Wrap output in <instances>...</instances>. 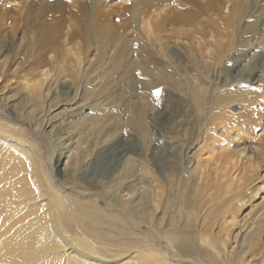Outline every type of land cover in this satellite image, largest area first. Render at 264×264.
<instances>
[{
  "label": "bare ground",
  "instance_id": "1",
  "mask_svg": "<svg viewBox=\"0 0 264 264\" xmlns=\"http://www.w3.org/2000/svg\"><path fill=\"white\" fill-rule=\"evenodd\" d=\"M3 1L0 264H264V0H36L28 46Z\"/></svg>",
  "mask_w": 264,
  "mask_h": 264
},
{
  "label": "rangeland",
  "instance_id": "2",
  "mask_svg": "<svg viewBox=\"0 0 264 264\" xmlns=\"http://www.w3.org/2000/svg\"><path fill=\"white\" fill-rule=\"evenodd\" d=\"M16 1H17V3H20V5L26 6V8H25L26 16L23 19V22L21 23V25L24 28L23 31L25 33L24 34V40H22V44H23V46H28V45H30L32 36H36L37 35L36 29L34 27V19L37 16H40V15H44L43 17L52 16L53 18H55L56 15L58 14V11H52L49 14V12L44 11V7L42 6V3L40 1H36V0H16ZM8 4L9 3L7 1H3L2 3H0V9H1L0 10V20H3V18H6L5 23L7 22V17H6V13L4 11V7L3 6H8ZM8 18H11V17H8ZM1 30L3 31V29H1ZM19 35L21 36V31H19ZM257 56L259 57L261 55H257ZM258 57H255L256 60H254V61L252 60L253 62L251 61V63H250L251 66H250L249 69L251 70V73L249 74V76L252 79L256 77L257 67H261V65H263V61H262L263 57L261 56L262 58L259 57V59H258ZM101 70H103V69L101 68ZM233 71H236V69L234 68ZM135 74H132V75L131 74H127V75L121 76L120 78L123 81L121 79H119L120 81H118V79H117L115 81H110V82L106 83L105 85H107V84H109V85H107L105 88L101 89L98 92L99 94H97L98 96L97 95L95 96L96 98L97 97L98 98L101 97L100 98V100H101L100 102H103V104L107 108H110V110L113 109V107L114 108L117 107V111L116 112L118 114H116V112L113 114L112 110H111L110 113H112V115H114V116H116V115L119 116V117L116 116L119 119V122L117 121L118 122L117 124H119V126L118 127L116 126V128L114 129L115 132L112 131L115 136H113V140H112L111 144L109 145L110 147L107 146L104 149H102V151H101L102 155H101V158L99 159V161H101V164H99V166H98L99 171H101V170L103 171V168L106 167V166H107L106 169L111 168V166L113 164L117 163L118 158L124 152H126V151L137 152L138 151L139 142L135 138L134 139L133 138H129V136L126 133L122 132L124 130L125 126H127L126 123H125L126 121H124V120H126V117H125V119L122 118L123 116H125L123 114H124V110H126V109L123 108V106H126L125 108H127V106L129 105L130 108L134 112L137 113V111H135L136 110V106L140 105V103L137 102L136 103L137 105L135 104V107H134V103L129 104L130 102H126L130 95H129V93L128 94H124L125 92L129 91L130 89L137 88V87H134V86L136 85L137 81H139L140 77H139V75L136 72H135ZM7 76H9V78L11 77L10 75H7ZM108 76H107V78H108ZM104 77L106 78V75H104ZM125 83H126V85H124ZM111 94H112L113 98L109 97V96H111ZM117 99L119 101V105L115 106L116 103H114V102ZM115 109H113V111ZM172 110H173V108H172V106H170L168 108L167 112H171ZM119 113L120 114L122 113L121 115H123V116L121 117V115ZM156 122H157L158 131L163 130L164 129V118L162 116H160L159 119L156 120ZM30 132H32L30 134H34V132L32 130ZM45 156H46L45 160L47 162L48 167L51 169V171L54 169L55 170V171H53L54 175L57 176L56 174L58 172L56 171V168L54 167L55 158H53V155L50 152L48 154H46ZM109 162H111V163H109ZM257 173L259 175H264L263 169L262 170L260 169V171H258ZM256 176H258V175H256ZM248 212H246V214H248ZM253 215L254 214H252V215L250 214L248 216L254 217Z\"/></svg>",
  "mask_w": 264,
  "mask_h": 264
}]
</instances>
